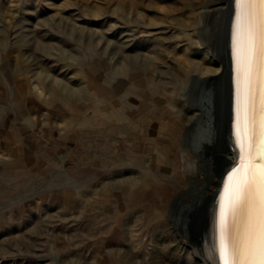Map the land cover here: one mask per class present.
<instances>
[{
    "label": "rangeland",
    "instance_id": "rangeland-1",
    "mask_svg": "<svg viewBox=\"0 0 264 264\" xmlns=\"http://www.w3.org/2000/svg\"><path fill=\"white\" fill-rule=\"evenodd\" d=\"M150 2L0 0V264H198L182 243L168 239L170 226L152 227L146 221L167 211L184 190L187 164L179 153L184 125L165 119L160 130L172 142L145 150L143 141L136 143L138 154L146 153L143 166H155L132 187L122 182L127 175L112 171L111 158L97 173L95 75L105 80L103 105L116 112L122 130L128 121L125 103L134 93L127 76L152 75L147 91L163 82L169 88L171 73L185 68V57H202L193 26L185 23L188 8ZM53 80L62 88L53 87ZM66 89L76 97L60 92ZM161 104L159 110L169 115L170 102ZM131 110L143 112L139 106ZM132 130L129 135L140 129L134 124ZM129 135H110L114 154L126 156L135 147L137 140H128ZM158 173L162 176L156 179ZM129 192L136 194L137 205L130 212ZM165 216L154 224L167 221ZM142 225L152 227L143 236L145 254L137 253L126 233L127 227ZM117 229L121 243L107 245Z\"/></svg>",
    "mask_w": 264,
    "mask_h": 264
},
{
    "label": "bare ground",
    "instance_id": "bare-ground-1",
    "mask_svg": "<svg viewBox=\"0 0 264 264\" xmlns=\"http://www.w3.org/2000/svg\"><path fill=\"white\" fill-rule=\"evenodd\" d=\"M163 1L188 8L185 23L190 29L193 26L194 43L202 50L201 60L191 59L190 55L185 57L184 69L171 70L169 88L163 82L161 87L147 91L146 86L151 84L148 78L152 75L141 72L127 76L134 93H130L132 100L127 98L125 103L129 109L124 114L128 121L122 130L116 126V112L110 105H103L102 81L105 80L101 74L95 75L92 120L97 173L101 174L107 157L111 158L112 171L127 175L122 182L132 187L139 182L141 174L149 176L153 165L143 166L141 159L146 153L139 155L136 143L143 141L144 150L168 144L172 138H166L167 131L160 130V125L167 120L184 125L179 142V153L186 161L188 173L184 190L171 201L167 211L146 216L147 225L170 226L168 239L182 243L184 251L198 264H264L259 246L264 193V4L246 0ZM198 6L200 9L196 11ZM185 39L190 41L187 33ZM129 57L123 56V59L129 61ZM155 58L160 60L162 54L157 53ZM205 58L210 62H204ZM96 62L103 66L100 60ZM52 83L53 87L56 84L58 89L62 88L59 81ZM60 92L76 97L67 89ZM166 100L172 108L169 115L159 110ZM138 106L143 111L141 115L131 110ZM134 124L140 130L129 135ZM120 134L129 135L128 140H137L126 156L116 151L114 154L115 148L109 146L113 141L110 135L115 139ZM161 176V173L155 174L156 179ZM153 182L151 188L156 191ZM125 202L129 212L135 209L136 194L129 192ZM163 214H167V221L154 224ZM151 228L144 225L126 228L129 244L137 246V253L145 254L143 236ZM120 232L117 229L112 233L106 244H120L117 240Z\"/></svg>",
    "mask_w": 264,
    "mask_h": 264
},
{
    "label": "snow or ice",
    "instance_id": "snow-or-ice-1",
    "mask_svg": "<svg viewBox=\"0 0 264 264\" xmlns=\"http://www.w3.org/2000/svg\"><path fill=\"white\" fill-rule=\"evenodd\" d=\"M248 3L259 2L264 4V0H246ZM259 246L261 255L264 256V193L261 198V217H260V233H259Z\"/></svg>",
    "mask_w": 264,
    "mask_h": 264
},
{
    "label": "water",
    "instance_id": "water-1",
    "mask_svg": "<svg viewBox=\"0 0 264 264\" xmlns=\"http://www.w3.org/2000/svg\"><path fill=\"white\" fill-rule=\"evenodd\" d=\"M256 163H257V161H256ZM229 170H230V169H229ZM228 173H229V171H227V172L223 175V177H225Z\"/></svg>",
    "mask_w": 264,
    "mask_h": 264
}]
</instances>
